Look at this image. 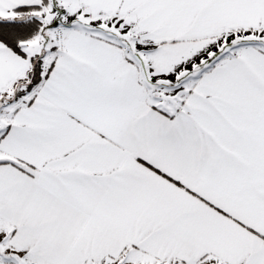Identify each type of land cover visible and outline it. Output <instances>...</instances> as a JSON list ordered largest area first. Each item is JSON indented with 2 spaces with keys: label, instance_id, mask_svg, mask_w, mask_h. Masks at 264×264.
I'll list each match as a JSON object with an SVG mask.
<instances>
[{
  "label": "snow or ice",
  "instance_id": "obj_1",
  "mask_svg": "<svg viewBox=\"0 0 264 264\" xmlns=\"http://www.w3.org/2000/svg\"><path fill=\"white\" fill-rule=\"evenodd\" d=\"M0 264H264V0H0Z\"/></svg>",
  "mask_w": 264,
  "mask_h": 264
}]
</instances>
